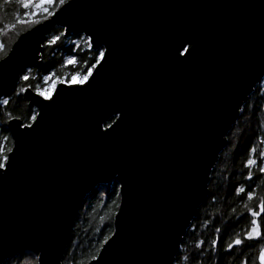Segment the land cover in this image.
<instances>
[{
  "label": "water",
  "instance_id": "water-1",
  "mask_svg": "<svg viewBox=\"0 0 264 264\" xmlns=\"http://www.w3.org/2000/svg\"><path fill=\"white\" fill-rule=\"evenodd\" d=\"M55 27L91 36L107 56L83 87L58 85L54 102L22 93L36 110L31 128L8 120L0 264L22 251L63 264L82 205L113 181V231L87 264H173L226 136L264 78V0H70L0 60V98L39 64Z\"/></svg>",
  "mask_w": 264,
  "mask_h": 264
},
{
  "label": "trees",
  "instance_id": "trees-1",
  "mask_svg": "<svg viewBox=\"0 0 264 264\" xmlns=\"http://www.w3.org/2000/svg\"><path fill=\"white\" fill-rule=\"evenodd\" d=\"M25 19L16 0H0V60L11 50L18 37L31 29L34 24H19L16 14ZM36 19L44 21L43 16ZM13 25V27H6ZM63 29L55 27L45 37L40 53V62L27 72L33 79L28 83L36 85L42 83V77L48 72L55 76L69 77L72 72H82L88 66L85 62H92L95 50L84 51L87 46L79 39L83 35L64 36ZM54 36L60 39L49 45L47 42ZM84 37V36H83ZM77 51H72L77 48ZM69 55H76L78 67L64 65ZM24 83L18 80L15 89L9 96L7 105L0 104V135L9 137L8 147H12V139L7 130V122L11 118H18L27 124V117L36 113L34 107L28 106L20 92ZM110 121L107 123L109 124ZM227 144L219 153L208 182V193L203 203L198 207L197 216L191 221L183 236L178 253L173 264H258L256 259L261 247H264V236L258 241L245 240L241 246L228 249V244L236 238H243L250 227L251 217L247 214L246 206L253 207L264 198V175L259 174L253 166V179L246 180L249 169L244 164L251 152L252 158L260 163L259 152L264 151V78L257 85L240 110V114L227 136ZM255 189L256 199L249 201L246 195L239 193L238 188ZM117 183L111 182L98 188L94 194L86 199L79 210L78 219L74 225L70 240L66 246L63 264H87L98 254L100 241L112 234V222L119 204ZM260 223L264 226V220ZM216 240V247L212 241ZM4 264H37V257L30 251H22L16 257Z\"/></svg>",
  "mask_w": 264,
  "mask_h": 264
},
{
  "label": "snow or ice",
  "instance_id": "snow-or-ice-1",
  "mask_svg": "<svg viewBox=\"0 0 264 264\" xmlns=\"http://www.w3.org/2000/svg\"><path fill=\"white\" fill-rule=\"evenodd\" d=\"M4 2H8V0H4ZM19 4L23 17L25 19H20V13L16 14V22L19 24H39L41 20L36 19L37 16H43L44 20H47L50 17H53L57 14V12L62 9L65 5L70 3V0H16ZM6 27H13V25H6ZM60 39V36H54L47 43L49 45L55 43ZM79 39L83 41V44L87 47L83 49L84 51L92 50L94 48L93 38L88 36L87 38L80 36ZM190 42L181 41L180 48L177 51L183 50L181 52L182 55L187 56L190 55ZM3 49V45L0 44V50ZM79 49V45H77L76 49L72 51H77ZM107 50L104 48H98L95 50L94 55L91 57L92 62L86 61L85 63L88 65L86 69L82 72H72L69 77H59L55 76L53 72H48L46 75L42 77V83H38L36 85H32L28 83L33 77H31L27 72L19 76V80L24 83V87H20V92L24 93L26 91H34L35 95L42 98L44 101L54 102V98L59 94L58 85L66 84L69 87H83L94 75L93 70L97 68L98 65H102V62L106 59ZM64 65L69 67H78L79 61L76 55H69L64 60ZM8 99L0 100V104L7 105L9 104ZM29 123L24 124L21 123L18 126L24 128H31L33 123L37 121V114L33 111V114L27 117ZM106 129L110 128L111 125H105ZM2 131V129H0ZM9 137L6 135H0V172H6L8 165L10 163L11 155H14V147H8ZM254 150L250 149V155L245 161V168L249 169L246 180L251 181L253 179L252 168L255 166L258 169L259 174L264 175V151L259 152L260 163H258L257 159H253L251 152ZM237 191L239 193H243L246 195L247 200L253 201L256 199L255 189H248L241 187L238 188ZM247 214L250 215V227L245 231L243 238H236L232 241V243L228 244V249H233L234 246H241L245 240H259L262 236H264V226L260 223L261 220H264V198H261L259 203L255 204L253 207L246 206ZM109 236H105L103 240L100 241L101 246L105 245L109 241ZM216 240L212 241V247H216ZM96 259V257H93ZM258 264H264V247H261L259 253L256 257ZM242 264H247V261H242Z\"/></svg>",
  "mask_w": 264,
  "mask_h": 264
},
{
  "label": "rangeland",
  "instance_id": "rangeland-1",
  "mask_svg": "<svg viewBox=\"0 0 264 264\" xmlns=\"http://www.w3.org/2000/svg\"><path fill=\"white\" fill-rule=\"evenodd\" d=\"M19 90H20V89H19ZM118 187H119V186L117 185V190H116V191H117V193H118Z\"/></svg>",
  "mask_w": 264,
  "mask_h": 264
}]
</instances>
